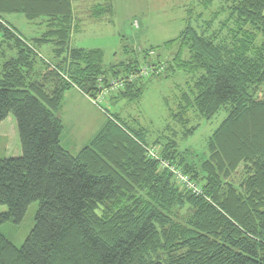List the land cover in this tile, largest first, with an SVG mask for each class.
I'll return each mask as SVG.
<instances>
[{
    "label": "trees",
    "instance_id": "obj_1",
    "mask_svg": "<svg viewBox=\"0 0 264 264\" xmlns=\"http://www.w3.org/2000/svg\"><path fill=\"white\" fill-rule=\"evenodd\" d=\"M210 1L201 3L208 8ZM222 1L227 39L197 30L189 17L175 38L143 49L140 59L104 67L101 49L70 45L72 0H0V123L14 117L21 147L20 156L0 159V227L20 223L37 203L20 246L0 230V264H264V91L257 95L264 86V0ZM112 10L111 0H100L89 16ZM13 13L39 20L44 31L24 37L4 18ZM45 44L52 61L40 55ZM171 49L169 59L162 56ZM160 64L162 73L125 81L143 65ZM179 71L191 79L170 111L182 138L197 127L189 111L205 120L226 111L206 157L180 150L172 134L150 142L144 127L103 107L105 120L84 146L72 153L61 145L67 90L94 100L107 89L112 102L138 101L148 80ZM155 145L158 158L146 151ZM168 166L201 192L174 179Z\"/></svg>",
    "mask_w": 264,
    "mask_h": 264
},
{
    "label": "rangeland",
    "instance_id": "obj_2",
    "mask_svg": "<svg viewBox=\"0 0 264 264\" xmlns=\"http://www.w3.org/2000/svg\"><path fill=\"white\" fill-rule=\"evenodd\" d=\"M201 1L113 0L114 11L111 22L97 24L95 21L88 22V15H85L94 2L91 0H73L72 4L75 12V6L78 5L79 15L84 18L81 28L71 33L70 45L85 49H101L103 52L102 64L104 67H109L133 57H139L140 59L143 57V49L150 46H161L164 41L175 38L184 28L189 17L197 30L205 31L206 35L214 33L216 36L227 39V30H221L220 26L227 16L223 1L211 0L208 8H204ZM7 18L11 23H15L17 30L28 39L39 36L44 31V27L37 24L39 20L28 21L22 15L16 13L9 14ZM208 22H211L209 27H207ZM51 48L50 44L42 45L39 48L40 55L44 59L52 61ZM172 52L173 49L168 50L166 53L163 52L162 56L166 54L169 59ZM155 54L156 52L149 54L148 58L153 59ZM159 66L163 67L164 65L160 64ZM160 72L162 73L163 70ZM188 80H191L190 75L180 71L167 78L150 79L146 82L143 94L138 101L118 99L112 102L108 99V90L104 88L95 97L99 101V105L93 104L94 101L90 99L91 102L89 101L88 105L77 98V104L80 108L77 106L71 107L66 99L67 114L75 118L74 121L78 118L82 120L75 126V129L72 125L64 127L61 134V145L72 153H76L84 146L89 135H92L89 129L95 125L96 132L105 120L106 115L101 110V107H103L109 113L118 114L120 119L129 125H137L138 123V125L144 127L148 131L147 140L150 142L162 133L165 135L172 134L178 142L180 150L188 148L192 155H197L199 158L206 157L208 154L207 141L226 116V111L220 110L209 120L200 119L189 111V125H197V127L192 135L182 138L184 127L172 120L170 111L175 109V97L176 94L178 97L180 92L178 89H185V82ZM112 81L110 80V82ZM263 91L264 86H261L257 95L260 96ZM69 95L68 93L67 96ZM151 148L155 150L157 155L159 154V146L155 145ZM20 155L21 147L16 121L12 115H9L0 123V159ZM163 166L165 167L166 164H163ZM167 169L176 179L174 169L170 166ZM232 179L235 183H238L241 176L239 174L233 175ZM5 210L6 207L0 204V213ZM36 210L37 203H31L20 223L3 224L0 230L16 246H20L33 227Z\"/></svg>",
    "mask_w": 264,
    "mask_h": 264
},
{
    "label": "crops",
    "instance_id": "obj_3",
    "mask_svg": "<svg viewBox=\"0 0 264 264\" xmlns=\"http://www.w3.org/2000/svg\"><path fill=\"white\" fill-rule=\"evenodd\" d=\"M73 1V0H72ZM81 1V0H80ZM93 1L94 3L91 4V6L89 7V9L86 11L87 13H85V15H88L89 16V11H90V8L93 7L94 4H97L100 0H91ZM112 1V5H113V8H114V4H113V0ZM75 9H76V12L74 10V13H75V20L77 22V29H80L81 26H82V20L84 17H81V15H79V6L77 5V7L75 6ZM113 11L114 9L112 10L111 14L110 15H103L102 17L100 18H92V17H88L87 16V19H88V22H92V21H95V23L99 24V23H110L111 22V18H112V15H113ZM78 13V14H77ZM7 16H9V14L5 15V20L11 24L16 30H17V27L11 23ZM23 16V15H22ZM24 17V16H23ZM25 18V17H24ZM26 19V18H25ZM27 20V19H26ZM29 21V20H28ZM36 21V20H35ZM39 26H42L40 25V22L38 21L37 23ZM18 31V30H17ZM76 31V30H75ZM42 33V32H41ZM37 37V36H35ZM31 38H34V37H31ZM68 93L70 94L69 96ZM77 98H79L82 102H86L87 104L89 103V97H87L86 95H84L83 93H81L80 91H78L76 88H71L69 90H67L65 93H64V97H63V103H62V107H61V111H60V117L62 119V122H63V125L64 127H68L69 125H72L73 129H75V126L80 123V121L82 120L81 118H78L76 121H74L75 118H72L71 116H69L67 114V108L65 107V101L67 99V102H69L70 106H77L78 108H80V106L77 104ZM91 102V101H90ZM89 105V104H88ZM91 107V106H90ZM73 119V120H72ZM104 122V121H103ZM102 125V124H101ZM100 125V126H101ZM89 128L87 127V130ZM99 129V128H98ZM97 129V130H98ZM90 130V133L92 135H89L88 139H87V142L91 139V137L95 134V125H93L92 128L89 129Z\"/></svg>",
    "mask_w": 264,
    "mask_h": 264
},
{
    "label": "built area",
    "instance_id": "obj_4",
    "mask_svg": "<svg viewBox=\"0 0 264 264\" xmlns=\"http://www.w3.org/2000/svg\"><path fill=\"white\" fill-rule=\"evenodd\" d=\"M163 70V67L159 66V67H152V66H149V65H143L141 66V68L139 69L138 72H136L135 74H129L126 78H125V81H128V82H131L133 81L134 79H136L137 77H147L148 75L152 74V73H158L160 71ZM123 82L124 81H119V82H115L112 84V89L115 90L117 87H120L123 85ZM96 105L98 104V100H93ZM148 155L150 157H153V158H158V155L155 153V150L153 148H148L146 149ZM174 173L176 174V180L181 182L182 185H185L188 189L192 190V192H195V193H200L201 190L200 188H198L196 185H194L193 183H191L190 181L187 180L186 177H184L179 171H176L174 169Z\"/></svg>",
    "mask_w": 264,
    "mask_h": 264
}]
</instances>
